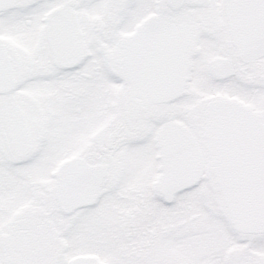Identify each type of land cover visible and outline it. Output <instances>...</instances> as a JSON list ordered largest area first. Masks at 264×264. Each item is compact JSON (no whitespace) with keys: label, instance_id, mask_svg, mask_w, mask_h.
<instances>
[{"label":"snow or ice","instance_id":"obj_1","mask_svg":"<svg viewBox=\"0 0 264 264\" xmlns=\"http://www.w3.org/2000/svg\"><path fill=\"white\" fill-rule=\"evenodd\" d=\"M0 264H264V0H0Z\"/></svg>","mask_w":264,"mask_h":264}]
</instances>
